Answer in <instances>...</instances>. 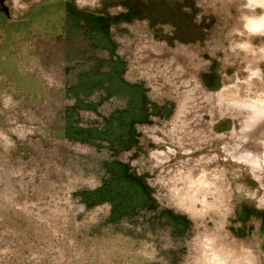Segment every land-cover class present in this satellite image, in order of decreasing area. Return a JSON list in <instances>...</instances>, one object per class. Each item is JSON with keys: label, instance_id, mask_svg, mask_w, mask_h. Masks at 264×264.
I'll list each match as a JSON object with an SVG mask.
<instances>
[{"label": "rangeland", "instance_id": "1", "mask_svg": "<svg viewBox=\"0 0 264 264\" xmlns=\"http://www.w3.org/2000/svg\"><path fill=\"white\" fill-rule=\"evenodd\" d=\"M248 2L4 0L0 264H214L196 244L218 227L252 251L238 264H264V148L257 172L236 162L223 147L239 141L246 111L208 109L248 78L237 45L249 44L252 94L264 96V31L245 29L264 6ZM170 57L181 69L168 79ZM181 109L210 136L186 155L171 132L184 129ZM202 158L225 188L196 214L162 179Z\"/></svg>", "mask_w": 264, "mask_h": 264}, {"label": "bare ground", "instance_id": "2", "mask_svg": "<svg viewBox=\"0 0 264 264\" xmlns=\"http://www.w3.org/2000/svg\"><path fill=\"white\" fill-rule=\"evenodd\" d=\"M248 1L249 5L264 6V0ZM245 29L249 35L264 31V15L259 18L246 19ZM145 49H147L145 56L150 58L152 55H158L161 52V48L156 46H148ZM236 49L242 52L244 58L248 60V78L243 83L226 88L217 94L216 104L211 108L205 105V108L210 109L213 119L218 114H224L227 111L233 113L246 111L247 119H245L238 135L239 141H236L232 146L224 145L223 150L231 158L235 159L236 162H245L252 171L257 172L260 169V162L257 153L254 152L256 150L254 146H258L260 149L264 148V96L253 95L252 91H254V79H260V71L258 69V61L252 56L249 44L234 46V53ZM170 54L174 55L173 52ZM140 55L144 56V54ZM261 57L264 58V49ZM171 62L175 65V58L170 57L169 61L165 62L166 66L169 65L167 71H173L169 72L170 76L168 75V79L174 77L181 69L175 65L176 68L170 70V67H172ZM195 85L196 83L194 82L193 86L195 87ZM192 89L195 90V88ZM178 119V121L184 124V129L177 125L174 126L171 131L173 135L172 139L182 147H185V143L188 145L186 149L183 148L185 150L184 154L186 155L190 149L202 147L204 138L207 136L210 137L207 135L208 125L203 122L202 115H197L196 119L191 122L187 111L184 109H181ZM246 143H250V149L245 148ZM153 157L156 164H160L164 160L165 154L159 152L153 154ZM167 173L169 177L164 175L162 181L166 182L173 189L172 191L175 192V196L180 205L188 207L196 214H203V207L208 203V196L212 195L218 189L222 190L225 188L221 186V181L216 175H208L203 172V158L201 161H187V163H183L176 168H170ZM221 204L226 206L224 201H221ZM199 246L201 252L207 255L208 260L214 264H222L223 258L221 255L224 254L223 252L232 257L234 261H237V264L244 260H251L253 257V253L249 248L246 246H237L236 242L230 241L222 230V227L207 232L204 237L202 236L201 240L197 241L196 244V247ZM217 248L221 250L218 251Z\"/></svg>", "mask_w": 264, "mask_h": 264}, {"label": "flooded vegetation", "instance_id": "3", "mask_svg": "<svg viewBox=\"0 0 264 264\" xmlns=\"http://www.w3.org/2000/svg\"><path fill=\"white\" fill-rule=\"evenodd\" d=\"M0 12L9 13L8 7L4 4V0H0Z\"/></svg>", "mask_w": 264, "mask_h": 264}]
</instances>
